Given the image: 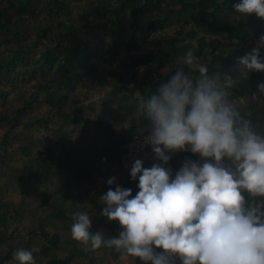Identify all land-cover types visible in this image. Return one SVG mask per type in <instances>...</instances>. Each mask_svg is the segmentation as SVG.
<instances>
[{
	"label": "clouds",
	"instance_id": "obj_1",
	"mask_svg": "<svg viewBox=\"0 0 264 264\" xmlns=\"http://www.w3.org/2000/svg\"><path fill=\"white\" fill-rule=\"evenodd\" d=\"M232 7L264 19V0H234ZM261 48L264 33L237 58L238 73L264 72ZM198 60L189 49L182 65L196 76L175 67L154 91L137 92L134 110L148 122L142 139L155 160L132 161L134 195L115 175L105 180L114 187L99 195L100 212L118 222V235L94 230L87 211L73 213L70 235L85 250L114 248L134 264H264V132L230 99L238 73L221 78ZM256 88L264 94V81ZM177 151L198 158L186 157L173 172L166 165ZM13 258L35 260L22 247Z\"/></svg>",
	"mask_w": 264,
	"mask_h": 264
},
{
	"label": "trees",
	"instance_id": "obj_2",
	"mask_svg": "<svg viewBox=\"0 0 264 264\" xmlns=\"http://www.w3.org/2000/svg\"><path fill=\"white\" fill-rule=\"evenodd\" d=\"M77 2L80 4L90 3L86 4V9L99 6L97 14L101 16V22L107 20L108 24L105 25L107 28L109 24L112 26L109 29L111 34L122 39L121 43L114 42L110 46L107 55L111 62H115L120 56L118 48H124L125 55L128 57V64L124 68L127 71H110V78L93 79L90 86H108L111 94L103 102V105L108 104L109 107V105L112 106L120 102L117 112L123 111L128 114V117L119 119L114 114V108L101 109L100 111L88 108L87 111L82 112L83 102L66 110L69 97L65 94V90L69 89L71 92H75L80 84L87 86L84 83L85 80L78 73L79 65L82 62L84 65L90 66L95 55L92 48L79 38L71 45L66 46L62 40L57 39L58 37L66 40L67 37L60 35L63 34L62 32L54 31V34L50 35V31L39 30L36 32L40 38L38 42L49 41L39 58L29 57L38 43L23 48L15 44L14 50H11L8 56L0 59V100L5 103L8 100L9 86H16L19 81L36 80L38 92L32 93L29 100L20 99L21 108L11 114L3 113L0 116V123L17 126L23 122L20 117L26 109L45 104L51 114L55 112L61 117L59 132L55 136L58 148H65L66 142L72 141L71 135L75 133L74 128L67 131L66 126L80 125L82 132V136L79 137L82 140L81 143L68 145V151H63L60 160L50 156L46 157L44 161L37 160L35 163L31 160L29 166L33 167L34 175L48 176L58 161L61 162V165H65L70 164L72 158L79 159L82 156L96 159L95 155L98 153H95V146L87 145L85 138L90 137L97 141L110 132H112L110 135H113L114 125L120 121L122 124L126 123L129 115L132 116L135 112L137 92L146 94L154 91L156 86L161 83L154 78V75L159 76L160 71L167 66L174 70L175 67L183 66L181 63L177 64L176 61L189 49L199 57L198 63L209 62L211 65L208 66L211 70L217 69V67H228L232 70V75L235 76L239 71L237 58L250 51L259 35L264 33V19L258 18L254 13L245 16L234 12L232 7L234 0H77ZM0 4L6 5L0 11V47L8 43V38L18 36L19 26H25L29 22L37 23L45 15L51 18L54 25L56 23L65 28L77 25L73 19L71 5L63 0H0ZM84 19L87 17L84 16ZM171 29H176L175 36L167 35V31ZM121 32H127L128 36H124ZM260 55L264 57V48H261ZM183 67L185 71H190L191 75H197L187 66ZM142 68H145L143 72L140 71ZM260 81H264V72L262 71L238 73L230 90L233 92L230 99L237 100L251 96L253 92L258 91L256 85ZM250 103L251 106H248ZM242 108H245L244 112L256 124L257 130L264 132V97L256 100L250 99L249 103ZM124 119L127 121L125 122ZM134 119L136 122L143 121L140 117H134ZM45 122L48 124L50 120ZM31 123L33 124V121ZM147 123L145 121V125ZM147 130L144 127L140 132L133 134H143ZM124 135L122 140L117 143L115 150L109 151L105 156L109 163L120 165V169L118 167L121 172L119 183L124 187H131L134 195L138 190L136 182L130 180L129 171H124L121 166V156L125 152L124 146L131 137ZM3 142L4 145H7V141ZM22 151L25 153L26 149ZM149 151L152 153L150 146ZM51 152L48 149L47 154ZM152 155L154 154L152 153ZM178 156L198 158L197 154L189 152L177 151L173 153L167 164L173 169V172L181 164L177 159ZM1 161L0 157V165ZM70 165L76 170L81 168L78 163L71 162ZM144 165L150 166L151 162H144ZM81 176L86 180L74 194H72L70 186L80 178L78 174L72 175L66 188L58 191L52 190L56 200H59V207L54 206V202L46 201L48 208L53 206L54 217L58 216L63 219L62 223L67 220L71 224L73 213L83 211L77 205V200H83V195L88 193L86 187L89 185L90 177L87 172L81 173ZM5 193L6 190L0 183V227L6 231L10 221L20 220L24 209L23 205L15 207L5 201ZM71 195L76 201L68 204ZM97 206V211H95L101 214L100 209L103 205L97 204ZM66 209L70 213L69 218L64 213ZM49 223L47 219H42L36 226L32 225L27 230L28 236L43 241V247L40 250V264H70L78 256L90 255L71 236L66 245H62L63 236L57 231L51 234L47 227ZM12 251L13 249L4 256L0 255V263L11 259ZM95 251L89 249L91 253Z\"/></svg>",
	"mask_w": 264,
	"mask_h": 264
},
{
	"label": "rangeland",
	"instance_id": "obj_3",
	"mask_svg": "<svg viewBox=\"0 0 264 264\" xmlns=\"http://www.w3.org/2000/svg\"><path fill=\"white\" fill-rule=\"evenodd\" d=\"M63 1L71 5L73 19L77 25L66 26V28L58 26L56 23L54 25L52 24L51 18L45 15V17H41L37 23L29 22L25 26H19L18 36L16 38H8V43L0 47V59L8 56L11 50H14L15 44L23 48L25 46L35 45L36 43H38V46L31 52L29 57L39 58L44 52V47L49 44L47 40H43V42L40 43L38 42L40 38L36 32H39V30L50 31V35H53L54 31L59 33L62 32L63 34L60 35H62V37H67L66 40L58 37L57 39L62 40L66 46L71 45L72 42L79 38L92 48L95 55L92 58L90 66L84 65L82 62L79 65L78 73L81 78L85 80L84 83L87 86L80 84L75 92H71L69 89L65 90V94L69 97L67 99L68 104L66 110L71 109L73 105H78L79 102H83L84 108L82 112L87 111L88 108L97 111L114 108V114L119 119L128 117V114L123 111L120 113L117 112V106L120 105V102L112 106L109 105V107L108 104L105 106L103 105V102L106 101L107 97L111 94L108 86H90L93 83V79L110 78V71H127L124 68L128 64V57L125 55L124 48H118L120 56L117 57L115 62H111L107 55L110 46L114 42L121 43V37H116L114 34H111L109 29L112 26L109 24L107 28L105 25L108 24L107 20L101 22V16L97 14L99 6L86 9V6L90 3L84 2L80 4L77 0ZM5 7L6 5L0 4V11ZM84 16L87 17V19H84ZM51 27L54 28L51 29ZM175 32L176 29L168 30L167 35L175 36ZM121 34L128 36L127 32H121ZM236 44L239 45L238 43ZM182 58L183 56L179 57L176 63L182 64ZM203 63L211 65L209 62ZM167 68L169 70L167 74L162 70L159 76L154 75V78L160 82H163L164 79L166 80L167 75H170L171 72L174 71V69L169 66H167ZM143 69L145 68L140 69V71L143 72ZM214 70L209 69V73L218 75L221 78H223L224 73L232 75V70L228 67H217V69ZM88 86H90V89H88ZM37 87L38 82L36 80L19 81L16 86H9L8 100L5 103L0 100V116L3 113L11 114L21 108L22 104L20 99L29 100L32 93L38 92ZM230 90L231 87L229 88V93L231 95L233 92ZM250 99L256 100L251 94V96L249 95L237 99L240 100V103L237 102L236 105L244 112L245 108L242 107L247 105ZM248 106H251V103ZM134 117H139V115L133 112L132 116L129 115L128 121L124 119L125 122L127 121L126 123L122 124L120 121L114 125L113 135H110L112 133L110 132L106 136L103 135L100 137L97 141L90 137L85 138V143H87V145L95 146V153H98L95 155L96 159L90 156H80L81 158L79 159L72 158L70 164L71 162L78 163L81 167L79 170H76L75 167L70 164L61 165V162L58 161L54 170L46 177L40 174L34 175L33 167L29 166L31 160L34 163L37 160L44 161L48 156L60 160V156H63V151H68V145L82 141L79 139V137L82 136L81 126H72V124L66 126L65 129L67 131L74 128L75 133L71 135L72 141L66 142L65 148H58L55 136L59 132L61 117L55 112L51 114L48 110V106L45 104L26 109L20 117V120L23 122H20L17 126L0 123V157L2 158V164L0 165V183L3 189L6 190L5 201L15 207L23 205L24 209L20 220L17 222L13 220L10 221L6 231L4 228L0 227V255L4 256L13 249L11 259L0 264H18V261L13 258V253L17 248L21 247L32 250L35 257L34 264H40V250L43 247V241L28 236L27 230L32 225L36 226L42 219H47L50 222L47 224V227L51 234L57 231L63 236L61 244L66 245L71 236V224L67 220L64 221L65 223H62L61 221H63V219L58 216L55 218L53 215L55 211L53 206L48 208V205L46 206V201L54 202L53 205L59 207V200H56L52 190L58 191L66 188L74 174H78L80 178L77 179L76 183L70 186L72 194L76 192V189H80L82 183L86 180L81 176V173L87 172L89 174L90 181L88 183L89 185L86 187L88 193L83 195V200H77V205L80 206L83 211H87L92 217V228L94 230H103L111 235H118L120 231L118 222L115 220L109 221L105 216H102L96 211L98 208L97 204L103 205L102 201L98 199L99 195L104 193L109 187H114V185H107L105 180L109 176L115 175L117 178L116 182L119 183V176H121L119 170L120 165L109 163L105 154L115 150L117 143L122 140L124 134V136L130 137L133 133L140 132V130L145 127V121L139 120V122H136ZM48 119L50 122L47 124L45 121ZM30 120L33 121V124ZM3 141H7V145H4ZM23 149H26L25 153L22 151ZM48 149L52 151L49 154H47ZM88 158H90L89 160H91V162H89V160L87 161ZM177 159L182 163L185 158L183 156H178ZM92 160L94 161L92 162ZM27 175H29V177H27ZM72 196L73 195H71V198L68 200V204L76 201ZM64 213L68 218L70 217V213L67 209L64 210ZM85 251L90 253V255L78 256L70 264H134L132 258L114 248L101 247L96 249L94 253L89 252V250ZM135 264H142V262L137 258Z\"/></svg>",
	"mask_w": 264,
	"mask_h": 264
},
{
	"label": "built area",
	"instance_id": "obj_4",
	"mask_svg": "<svg viewBox=\"0 0 264 264\" xmlns=\"http://www.w3.org/2000/svg\"><path fill=\"white\" fill-rule=\"evenodd\" d=\"M253 94H255L256 96H253ZM252 96L254 99H258L260 97H264V94L256 91L252 93ZM233 101L237 103L240 100L233 99ZM147 131L143 134L131 135L128 143L124 146L125 152L121 156V166L124 171H129L132 161L136 158H140L144 162H154V155H152V153L149 151V146L144 144L142 139V136L146 135ZM166 167H168V165H166Z\"/></svg>",
	"mask_w": 264,
	"mask_h": 264
},
{
	"label": "crops",
	"instance_id": "obj_5",
	"mask_svg": "<svg viewBox=\"0 0 264 264\" xmlns=\"http://www.w3.org/2000/svg\"><path fill=\"white\" fill-rule=\"evenodd\" d=\"M233 100V99H232Z\"/></svg>",
	"mask_w": 264,
	"mask_h": 264
}]
</instances>
